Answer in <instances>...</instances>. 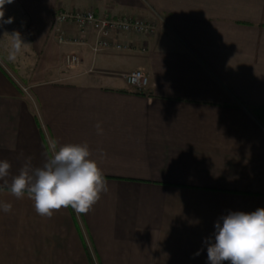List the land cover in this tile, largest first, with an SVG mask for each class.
Returning <instances> with one entry per match:
<instances>
[{"label":"crops","instance_id":"0c3cea01","mask_svg":"<svg viewBox=\"0 0 264 264\" xmlns=\"http://www.w3.org/2000/svg\"><path fill=\"white\" fill-rule=\"evenodd\" d=\"M58 9L146 18L156 30L93 56L91 31L86 44L58 43ZM8 17L0 160L11 163L9 184L26 157L42 166L50 141L86 142L109 191L87 214L45 218L0 181V201L12 204L0 210V264H208L215 222L264 208V0H14ZM14 31L25 44L10 61ZM66 52L80 62L64 65ZM132 70L148 75L144 89L125 81Z\"/></svg>","mask_w":264,"mask_h":264},{"label":"clouds","instance_id":"9594fccd","mask_svg":"<svg viewBox=\"0 0 264 264\" xmlns=\"http://www.w3.org/2000/svg\"><path fill=\"white\" fill-rule=\"evenodd\" d=\"M14 0H0V26L13 22L5 19V5ZM13 44L8 59L15 60L25 44L19 32H13ZM97 135H103L102 122L94 125ZM103 153V150H100ZM85 143L49 142V153L42 166L34 167L26 157L17 175H11V163L0 160V181L9 186L16 199L33 201L35 212L51 218L54 212L71 207L77 214L89 213L102 194L109 191L108 181L98 162L92 159ZM0 210L9 213L12 204L0 201ZM222 221V223H221ZM214 239L206 237L208 264H264V208L252 212H229L214 224ZM198 251L194 255H199Z\"/></svg>","mask_w":264,"mask_h":264},{"label":"built area","instance_id":"2783aa9c","mask_svg":"<svg viewBox=\"0 0 264 264\" xmlns=\"http://www.w3.org/2000/svg\"><path fill=\"white\" fill-rule=\"evenodd\" d=\"M53 31L57 34L60 44L82 45L86 40L82 34L91 31L92 41L88 44L93 56L109 49L123 50L128 46L118 40L120 36L132 34H153L156 25L152 20L129 15L107 16L91 9H58L52 15ZM63 25L73 26L79 36L67 35L62 30ZM61 62L66 66H75L80 62L76 53H63ZM125 81L137 90L144 89L148 84V75L141 70L123 73ZM24 92L27 90L23 88Z\"/></svg>","mask_w":264,"mask_h":264},{"label":"rangeland","instance_id":"374dc122","mask_svg":"<svg viewBox=\"0 0 264 264\" xmlns=\"http://www.w3.org/2000/svg\"><path fill=\"white\" fill-rule=\"evenodd\" d=\"M5 19H7V18H5ZM13 22H14V20H13ZM13 22L12 23H10V24H13ZM5 26H8L9 24H4ZM0 27H2V26H0ZM11 34L12 33H9V37H11V39H8V37H6L5 38V44H7L8 45V42L12 45L13 44V37L11 36ZM4 37V34L2 33V32H0V39H2ZM10 46V45H9ZM11 47V46H10ZM76 53V52H75ZM78 54V53H77ZM79 55V54H78ZM79 58H80V55H79ZM3 59V58H2ZM3 62H5V65L7 66V68L9 69V71H10V73H14L15 74V76H16V78H17V85L21 88V87H25L26 86V83H24L20 78H19V76H18V74H17V70L16 69H14V67H13V65H11V64H9L5 59H3L2 60ZM129 65H131L130 63H129ZM67 67H69V66H67ZM126 67H130V66H128V64H125V65H122V67H117V68H126ZM26 89H27V92H26V95L28 96V98L30 97V94H29V90H28V88L26 87Z\"/></svg>","mask_w":264,"mask_h":264}]
</instances>
